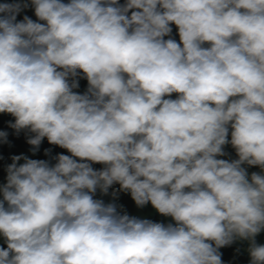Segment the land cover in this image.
<instances>
[{"label": "clouds", "instance_id": "1", "mask_svg": "<svg viewBox=\"0 0 264 264\" xmlns=\"http://www.w3.org/2000/svg\"><path fill=\"white\" fill-rule=\"evenodd\" d=\"M31 5L46 23L17 22L27 3H0V113L35 133L33 151L46 137L72 155L12 157L0 264H222L219 249L237 237L250 241V264H264V175L249 182L241 167L264 169V0ZM170 23L180 44L164 39ZM229 124L231 162L216 158ZM114 184L175 225L94 199Z\"/></svg>", "mask_w": 264, "mask_h": 264}, {"label": "water", "instance_id": "2", "mask_svg": "<svg viewBox=\"0 0 264 264\" xmlns=\"http://www.w3.org/2000/svg\"><path fill=\"white\" fill-rule=\"evenodd\" d=\"M14 3L18 2L21 4L27 3L28 7L22 8L19 14L16 17L17 22L22 21L24 16L30 17L33 21L39 23H46L45 21H39L35 15L34 7L31 5V0H0V3ZM61 2L67 4L70 0H61ZM120 5H124L126 0H118ZM159 7V6H158ZM138 9H130L127 13L128 16H131L133 11ZM169 27L171 28V33L168 36H165L164 39L169 38L174 39L178 44H180V36L178 27L174 23H170ZM182 47V44H181ZM203 47H210V44L207 42ZM59 70V69H58ZM80 74L75 77L78 81V87L73 89L74 92L79 94H84L88 88V81L84 77L82 70H77ZM126 75V74H125ZM70 78V83H71ZM178 93H172L170 96L163 97L164 99H177ZM234 99V98H230ZM11 124H15V117L9 113H0V132L7 133V142H0V186H3L7 183V167L13 163L12 157L14 156H24L33 160H45L49 162L50 165H55L56 157L60 154L71 156L72 154L65 148H62L58 145L50 144L45 137L41 144L39 145L38 150L33 151L32 145L28 143V139L35 135V133L30 132L28 129H22L17 131ZM228 136L227 140L229 143L223 146V151L225 155L217 156V159H224L229 162L239 159L236 149L231 145V132L232 128L229 124L228 126ZM46 150L47 154H46ZM77 162H83L78 157H73ZM25 161L23 159L17 161V166L23 164ZM91 163L92 162L88 161ZM247 172V178L251 182V174L258 173L264 175V169L259 165H249L246 162L241 165ZM3 199L2 192H0V200ZM94 199L103 200L105 204L114 203L117 205V211L120 214H127L130 217H136L139 219H147L156 223H162L164 225L173 224L175 221L171 216H164L156 210L151 203H147L143 207H138L135 201L131 197V193L127 191L119 190V188H109L107 194L102 193L99 189L94 195ZM5 206L7 204L5 203ZM255 241L258 245H264V230L256 235ZM212 243V242H210ZM7 240L0 233V248H7ZM250 246V241L246 239H241L239 237L235 238L233 243L230 245L221 247L219 252L221 253L222 264H250L251 257L248 251Z\"/></svg>", "mask_w": 264, "mask_h": 264}, {"label": "rangeland", "instance_id": "3", "mask_svg": "<svg viewBox=\"0 0 264 264\" xmlns=\"http://www.w3.org/2000/svg\"><path fill=\"white\" fill-rule=\"evenodd\" d=\"M92 167L94 170H101L105 167V165L101 164V163H92ZM110 188H119L118 184H114L112 187ZM186 191H188V189H186Z\"/></svg>", "mask_w": 264, "mask_h": 264}]
</instances>
